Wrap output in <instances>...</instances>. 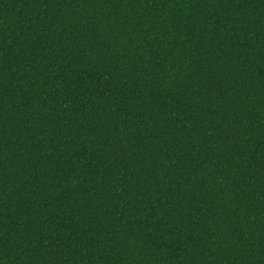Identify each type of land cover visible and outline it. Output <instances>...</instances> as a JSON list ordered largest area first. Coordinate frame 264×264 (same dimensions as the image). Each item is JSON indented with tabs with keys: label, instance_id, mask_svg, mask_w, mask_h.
I'll return each instance as SVG.
<instances>
[{
	"label": "trees",
	"instance_id": "1",
	"mask_svg": "<svg viewBox=\"0 0 264 264\" xmlns=\"http://www.w3.org/2000/svg\"><path fill=\"white\" fill-rule=\"evenodd\" d=\"M0 264H264V0H0Z\"/></svg>",
	"mask_w": 264,
	"mask_h": 264
}]
</instances>
